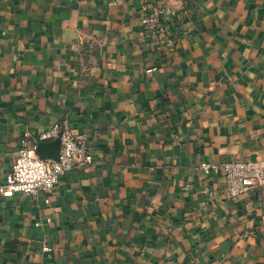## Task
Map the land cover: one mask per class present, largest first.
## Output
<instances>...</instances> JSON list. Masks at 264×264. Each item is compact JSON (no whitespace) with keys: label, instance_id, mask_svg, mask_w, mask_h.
<instances>
[{"label":"crops","instance_id":"0c3cea01","mask_svg":"<svg viewBox=\"0 0 264 264\" xmlns=\"http://www.w3.org/2000/svg\"><path fill=\"white\" fill-rule=\"evenodd\" d=\"M173 1L0 0V183L56 122L92 155L0 194V264H264V188L200 169L264 158V0H182L153 45L143 7Z\"/></svg>","mask_w":264,"mask_h":264},{"label":"built area","instance_id":"2783aa9c","mask_svg":"<svg viewBox=\"0 0 264 264\" xmlns=\"http://www.w3.org/2000/svg\"><path fill=\"white\" fill-rule=\"evenodd\" d=\"M181 10L182 0H174L167 5L143 7L142 25L151 44L166 48L173 46L167 23L177 18ZM54 140L59 142L57 159H41L36 151L37 145ZM91 162L92 155L85 138L76 135L67 121L56 122L31 139L28 133L23 134L17 155L0 183V194L8 198L17 193L34 194L38 190L50 194L67 172L83 169ZM200 169L205 175L219 174L227 194L232 197L264 188V158L230 162L203 161ZM45 201L48 202L49 198ZM43 249L49 250L46 246Z\"/></svg>","mask_w":264,"mask_h":264},{"label":"water","instance_id":"95a60500","mask_svg":"<svg viewBox=\"0 0 264 264\" xmlns=\"http://www.w3.org/2000/svg\"><path fill=\"white\" fill-rule=\"evenodd\" d=\"M59 142L57 140L50 142H40L37 145L36 151L41 159L58 157Z\"/></svg>","mask_w":264,"mask_h":264}]
</instances>
